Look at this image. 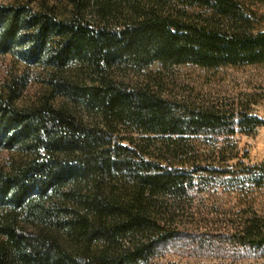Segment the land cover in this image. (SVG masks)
Wrapping results in <instances>:
<instances>
[{"label": "trees", "instance_id": "trees-1", "mask_svg": "<svg viewBox=\"0 0 264 264\" xmlns=\"http://www.w3.org/2000/svg\"><path fill=\"white\" fill-rule=\"evenodd\" d=\"M6 56L20 66L0 83V264H128L206 237L264 251V206L219 236L176 220L194 175L246 172L264 190V162L218 165L233 134L264 120L243 103L159 97L176 65L264 64L241 0H0ZM129 72L141 82H123ZM198 137L224 147L204 151Z\"/></svg>", "mask_w": 264, "mask_h": 264}, {"label": "rangeland", "instance_id": "rangeland-1", "mask_svg": "<svg viewBox=\"0 0 264 264\" xmlns=\"http://www.w3.org/2000/svg\"><path fill=\"white\" fill-rule=\"evenodd\" d=\"M241 4L247 28L253 32H264V0H241ZM19 66L8 56L0 57V83L12 68ZM151 68L153 72L158 70L157 66ZM141 79L132 72L123 75V82L129 86L141 82ZM161 85L159 97L162 101L221 106L243 103L264 120V64L223 66L216 69L200 68L192 64L176 65L162 73ZM38 88V83L32 78L28 94H33ZM153 89L156 90L155 87ZM224 138L221 137L222 140ZM193 140L204 151L224 147L220 143L214 145L209 137ZM228 140V152L223 157H230L228 161L221 160L218 165L240 164V169L247 167L244 169L246 171L249 166L264 162V125L257 127L250 135L237 132ZM245 173L241 176L246 179L239 180L234 179L233 175L226 177L203 173L200 179L199 175H194L195 185L193 193L190 192L193 197L184 201L190 213L188 216L178 215L176 220L179 226L189 232H210L217 236L230 234L251 206L253 209H262L264 190L251 183ZM240 187L246 194L238 196L235 193L234 190ZM211 239L205 238L201 250L192 248L191 252L189 250L184 253L171 251L155 259L128 264H264V251L236 248L223 237Z\"/></svg>", "mask_w": 264, "mask_h": 264}]
</instances>
